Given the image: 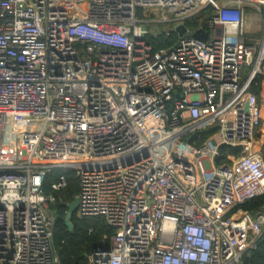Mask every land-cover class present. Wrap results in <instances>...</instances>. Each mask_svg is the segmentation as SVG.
<instances>
[{
	"label": "built area",
	"instance_id": "2783aa9c",
	"mask_svg": "<svg viewBox=\"0 0 264 264\" xmlns=\"http://www.w3.org/2000/svg\"><path fill=\"white\" fill-rule=\"evenodd\" d=\"M208 7L175 44L147 41ZM246 8L264 20V0H0V264H61L51 170L55 191L74 172L78 218L114 229L88 264H241L264 238V204L232 212L264 195Z\"/></svg>",
	"mask_w": 264,
	"mask_h": 264
},
{
	"label": "trees",
	"instance_id": "16d2710c",
	"mask_svg": "<svg viewBox=\"0 0 264 264\" xmlns=\"http://www.w3.org/2000/svg\"><path fill=\"white\" fill-rule=\"evenodd\" d=\"M211 12V8L202 10L197 16L187 20L186 26L195 29L198 25L204 26L203 17ZM178 40L177 34L169 28L156 30V38L147 37V41L151 42L155 48L169 47ZM264 60L261 62V71H255L249 81L248 88L256 94L259 99L261 110H264ZM264 118H261V124L257 128L254 137L258 138L264 133ZM209 131L197 133L191 138L190 142L198 145L208 135ZM240 148H232L228 146L220 147V157L217 161L225 158L227 153L238 155ZM264 157V156H263ZM67 184L63 189L58 191L52 190L50 185L54 180L57 170H51L44 178L42 189L45 194L52 193L54 201L49 203V210L54 214L55 221L53 226V246L60 259L61 264H88V256L92 250L103 243L108 246V240H104L103 236L108 237L113 234L114 229L107 226L102 218H78L76 211L71 218L73 225L72 231H69L64 223V216L67 205L72 202L78 194V180L72 170L65 172ZM264 204V195L254 197L248 201L237 204L233 209H238L249 213H255L261 210ZM241 264H264V238L257 241L256 247L250 249L243 254Z\"/></svg>",
	"mask_w": 264,
	"mask_h": 264
},
{
	"label": "water",
	"instance_id": "95a60500",
	"mask_svg": "<svg viewBox=\"0 0 264 264\" xmlns=\"http://www.w3.org/2000/svg\"><path fill=\"white\" fill-rule=\"evenodd\" d=\"M174 31L178 35V37H182L187 31V27L184 23H181L174 27ZM192 36L200 39H205L207 37V32L201 28H198L192 32ZM261 116H263V113L261 114ZM77 205H78L77 197H75V199L67 205V210L64 216V223L69 231H72L73 229L71 218L76 211Z\"/></svg>",
	"mask_w": 264,
	"mask_h": 264
},
{
	"label": "rangeland",
	"instance_id": "374dc122",
	"mask_svg": "<svg viewBox=\"0 0 264 264\" xmlns=\"http://www.w3.org/2000/svg\"><path fill=\"white\" fill-rule=\"evenodd\" d=\"M248 9L249 8H246L245 10H248ZM251 17L253 18V22H251L250 27H248L249 20ZM245 23H246L245 30H246L247 36L254 35L255 37H258L259 35H262V31H263V27H264V20L261 18V16L258 13L254 12L253 15L249 16V17H248V15H246L245 16ZM166 27H167V25L163 24L161 26L157 25V26L148 27V29H151L152 31L156 32V30L162 29V28L166 29ZM250 29H251V31H253L252 33H249ZM257 40H259V39H257ZM248 70H249V68H248ZM254 141H256L255 145H258L257 140L255 138H254ZM255 149H257V148L255 147Z\"/></svg>",
	"mask_w": 264,
	"mask_h": 264
},
{
	"label": "crops",
	"instance_id": "0c3cea01",
	"mask_svg": "<svg viewBox=\"0 0 264 264\" xmlns=\"http://www.w3.org/2000/svg\"><path fill=\"white\" fill-rule=\"evenodd\" d=\"M253 13H254V11L253 10H251V9H248V10H245V16L246 15H248V17L249 16H252L253 15ZM255 13H257V12H255ZM251 14V15H250ZM259 14V13H258ZM260 16H261V18L263 19V17H262V15L261 14H259ZM245 20V19H244ZM251 22H253V18L251 17L250 18V20H249V25H248V27H250V24H251ZM245 25H246V23H245ZM245 28H246V26H245ZM253 31H251V29H250V32L249 33H252ZM263 34H264V27H263V31H262V35H259L258 37H255L254 35H251V36H247L249 39H253V40H257V39H260L262 36H263ZM260 37V38H259ZM260 69H261V67H260ZM246 70H245V76H246ZM262 90L264 91V84H263V88H262ZM259 100V99H258ZM262 113H263V116H262V118H264V110H262ZM263 128H264V123H263ZM256 140H257V143H258V145H255V147L257 148V149H259L260 150V152H261V154L264 156V133L263 134H261L260 135V137H258V138H255ZM256 141H254V143H255Z\"/></svg>",
	"mask_w": 264,
	"mask_h": 264
}]
</instances>
